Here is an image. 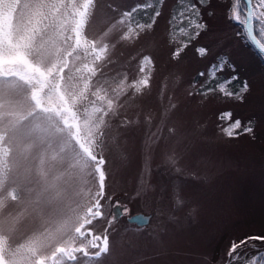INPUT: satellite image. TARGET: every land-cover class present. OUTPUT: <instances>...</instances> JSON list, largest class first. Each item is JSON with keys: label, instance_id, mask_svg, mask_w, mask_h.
<instances>
[{"label": "rangeland", "instance_id": "rangeland-1", "mask_svg": "<svg viewBox=\"0 0 264 264\" xmlns=\"http://www.w3.org/2000/svg\"><path fill=\"white\" fill-rule=\"evenodd\" d=\"M193 3L200 10L196 19L206 25L195 39L196 29L188 21L181 24L177 16L170 23L173 15ZM243 3L98 0L94 18L85 26L89 38L119 21L124 11L151 5L147 15L138 12L131 23L125 20L110 33L111 63L101 83L117 89L122 82L131 93L133 81L146 75L139 72L142 58L150 56L153 64L148 66L150 86L131 95L111 120L112 138L102 153L108 176L102 218L84 229L91 236L75 238L70 247L84 246L91 253L96 250L89 244L92 237L107 235L109 252L100 258L101 264H231L227 253L233 241L264 236V59L241 23L230 18L235 10L245 19ZM153 9L161 15L151 29L139 31L138 36L133 31L131 40L119 39L130 27L151 23ZM184 44L188 46L174 59L173 52ZM199 47L208 49L206 56L197 53ZM221 61L226 62L225 69L211 83L213 91L201 94L197 89L206 78L197 74ZM83 62L88 61L82 55L75 67ZM234 74L239 79L227 85L226 91L233 93L227 96L217 85ZM244 81L248 90L241 92ZM225 111H231V120L218 119ZM125 119L133 123L124 127L120 121ZM237 119L241 127L228 136L224 129ZM246 127L253 131L244 132ZM169 128L176 134L169 136ZM152 133L161 138L149 139ZM97 190L94 181L71 185L66 202L73 220L95 203ZM117 202L127 203L130 214L151 213L149 223L138 225L126 215L113 218ZM259 255H264V241H250L240 249V264ZM80 264L89 261L81 257Z\"/></svg>", "mask_w": 264, "mask_h": 264}, {"label": "snow or ice", "instance_id": "snow-or-ice-1", "mask_svg": "<svg viewBox=\"0 0 264 264\" xmlns=\"http://www.w3.org/2000/svg\"><path fill=\"white\" fill-rule=\"evenodd\" d=\"M97 4L98 0H0V264H80L81 257L89 264H101L100 258L109 252L107 235L92 237L89 244L96 250L91 253L84 246L69 245L75 238L91 236V231L84 229L102 218L101 202L106 198L108 179L102 153L112 138V118L119 115L131 95L150 86V56L142 58L139 72L146 75L133 81L131 93L122 82L117 89L101 83L104 69L111 63L107 58L113 39L110 33L125 20L131 23L138 12L147 15L151 5L138 4L124 11L119 21L89 38L85 26L94 18ZM246 4V19L241 21L235 10L230 18L244 24L247 39L264 55V11H258L264 9V0H255V4L246 0ZM160 15L159 9H153L151 23L130 27L119 39L131 40L133 31L138 36L139 31L151 29ZM199 15L193 3L173 15L170 23H175L177 16L181 24L188 21L189 27L196 29L195 39L206 28L196 19ZM254 20L258 34L253 29ZM187 46L177 48L173 58ZM196 51L201 57L208 53L204 47ZM82 55L88 62L75 67ZM225 63H213L207 72H199L197 76L206 79L197 91H213L211 83L224 71ZM231 68L235 73V65ZM238 79L234 74L217 87L232 96L227 85ZM192 83L195 86L196 80ZM247 90L244 81L240 91ZM218 119L231 120V111L221 112ZM120 123L128 127L133 121ZM240 127L237 119L224 131L233 136ZM243 131L251 133L253 129ZM175 134L174 129H168L169 136ZM152 137L161 138L156 133L149 139ZM167 159L175 164L173 156ZM93 181L98 188L95 203L73 220L66 202L71 185ZM115 207L118 215L127 212L119 203ZM250 241H264V236L233 241L227 253L231 264H240V249ZM246 264H264V255L254 256Z\"/></svg>", "mask_w": 264, "mask_h": 264}, {"label": "water", "instance_id": "water-1", "mask_svg": "<svg viewBox=\"0 0 264 264\" xmlns=\"http://www.w3.org/2000/svg\"><path fill=\"white\" fill-rule=\"evenodd\" d=\"M245 3H246V0H245ZM246 9H247V4H246ZM246 9H245V15H246V17H247V11H246ZM253 29H254V32H255V20L253 21ZM255 47H256V46H255ZM256 48H257V47H256ZM117 203H119L122 207L125 206L124 203H120V202H117ZM117 203H115V204L113 205V218H114V216H115V218H119V217L122 216V215H118V210H117V208L115 207V205H116ZM137 216H142V217H144L145 219H143V220L135 219V217H137ZM151 217H152V214H151V213H145V212H142V211H141V212H134V213L130 214L129 217H128V220L131 221V222H134V223H136V224H138V225H144V224L149 223ZM130 218H131V219H130Z\"/></svg>", "mask_w": 264, "mask_h": 264}, {"label": "trees", "instance_id": "trees-1", "mask_svg": "<svg viewBox=\"0 0 264 264\" xmlns=\"http://www.w3.org/2000/svg\"><path fill=\"white\" fill-rule=\"evenodd\" d=\"M234 1H236V0H234ZM242 1V0H241ZM244 5H243V7H242V10H243V13L241 14V15H243L244 14V9L243 8H245L246 7V4L245 3H243ZM253 4H255V0H253ZM236 5L235 4H233V7H232V9L235 7ZM241 21H243V19L241 18ZM241 23V25L243 26V28H244V32H245V36H246V38H247V35H246V31H245V26H244V24L242 23V22H240ZM255 31H256V33L258 34V22L257 21H255ZM249 41V40H248ZM250 42V41H249ZM251 43V42H250ZM253 45V44H252ZM254 46V45H253ZM255 47V46H254ZM258 50V49H257ZM259 51V50H258ZM260 54H261V52H260ZM262 55V54H261ZM263 56V55H262ZM263 59H264V56H263Z\"/></svg>", "mask_w": 264, "mask_h": 264}, {"label": "flooded vegetation", "instance_id": "flooded-vegetation-1", "mask_svg": "<svg viewBox=\"0 0 264 264\" xmlns=\"http://www.w3.org/2000/svg\"><path fill=\"white\" fill-rule=\"evenodd\" d=\"M121 203V202H120ZM125 204V206H124V208H126L127 209V212L124 214V215H126L127 216V218L129 217V215H130V211H129V206H128V204L127 203H124ZM123 216V215H122Z\"/></svg>", "mask_w": 264, "mask_h": 264}]
</instances>
